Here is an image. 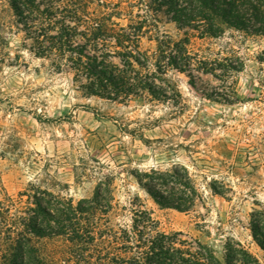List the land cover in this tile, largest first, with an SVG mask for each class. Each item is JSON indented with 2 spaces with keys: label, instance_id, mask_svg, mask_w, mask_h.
I'll return each instance as SVG.
<instances>
[{
  "label": "rangeland",
  "instance_id": "1",
  "mask_svg": "<svg viewBox=\"0 0 264 264\" xmlns=\"http://www.w3.org/2000/svg\"><path fill=\"white\" fill-rule=\"evenodd\" d=\"M8 1L0 0V202L13 219L39 192L87 208L102 184L108 201L80 220L97 226L96 243L100 229L120 234L143 211L157 230L198 239L220 260L231 239L264 264L252 231V214L264 212V36L230 28L201 35L148 10L146 0H89L90 11L121 24L147 17L142 49L154 50L169 35L186 39L192 53L239 67L217 70V77L170 70L176 91L169 88V98L110 100L85 94L66 64L59 68L52 55L39 53ZM173 167L188 170L200 195L188 211L160 206L136 178ZM28 236L47 261L65 263L77 251L64 235Z\"/></svg>",
  "mask_w": 264,
  "mask_h": 264
},
{
  "label": "trees",
  "instance_id": "2",
  "mask_svg": "<svg viewBox=\"0 0 264 264\" xmlns=\"http://www.w3.org/2000/svg\"><path fill=\"white\" fill-rule=\"evenodd\" d=\"M8 3L18 22L25 26L26 36L37 44L38 52L52 55L59 68L66 64L88 95L110 100L147 96L160 100L170 97V89L176 91L167 82L170 70L185 72L189 77L194 70L214 77L221 76L217 70H239L226 58L209 60L192 53L186 39L174 40L169 35L157 39L154 50L142 49L140 39L151 25L144 15H134L121 24L105 11H90L89 0ZM141 4L150 11L162 10L178 29L197 30L201 35L218 36L230 28L264 36V0H146ZM136 178L160 206L188 211L200 199L195 181L184 167L151 169ZM101 186L87 208L82 202L73 205L47 192L35 193L25 215L16 220L8 206L0 202V238L7 233L8 242L6 247L0 242V264H70L72 260L75 264H263L231 239L226 240L220 260L198 239H181L177 233L157 230L150 215L143 211L135 213L138 218H133L129 229H120V234L100 229L96 243L97 226L84 227L80 220L84 212L108 201ZM252 231L264 250V212L252 214ZM29 233L64 235L78 252L74 251L65 263L47 261Z\"/></svg>",
  "mask_w": 264,
  "mask_h": 264
}]
</instances>
